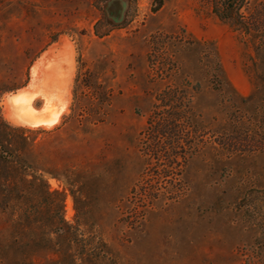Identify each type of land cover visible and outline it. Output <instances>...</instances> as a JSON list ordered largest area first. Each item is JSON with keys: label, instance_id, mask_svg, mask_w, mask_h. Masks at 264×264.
<instances>
[{"label": "rangeland", "instance_id": "obj_1", "mask_svg": "<svg viewBox=\"0 0 264 264\" xmlns=\"http://www.w3.org/2000/svg\"><path fill=\"white\" fill-rule=\"evenodd\" d=\"M220 8L0 0V264H264V52Z\"/></svg>", "mask_w": 264, "mask_h": 264}, {"label": "trees", "instance_id": "obj_2", "mask_svg": "<svg viewBox=\"0 0 264 264\" xmlns=\"http://www.w3.org/2000/svg\"><path fill=\"white\" fill-rule=\"evenodd\" d=\"M244 3L245 0H221V8L218 9L217 15L219 18L227 20L233 25L240 28L248 36L252 35L251 37H253V42L256 44V50H261L264 52L263 14L261 13V11H253L246 15L243 11H241V8L244 6ZM258 5H261V3H258ZM2 93L3 91H0V94ZM7 130H14L15 132L20 133V139L22 140V143H25L28 139L25 135V132H27L26 129L22 127H11L3 120L0 114V172L7 168H15L17 164H20L18 159H12V157H9L4 153L6 151L5 146L6 148L11 146V144L8 146L6 143H4L1 137L7 132ZM15 150L18 149L15 147ZM17 156L20 157L19 155ZM20 160L21 162H23L22 165L27 166V163L25 161H23L21 158ZM22 180L25 183L24 185H30V187H34L32 194L36 196L44 197L47 194H52V192L49 191L42 176H40V179H38L39 183H37L36 181L27 180L25 179V177L22 178ZM17 184L18 180L10 181L8 178L5 177V175H2V173H0V196L2 197V199H10L9 195L14 194L15 197L14 199L12 198V200L21 201V199H23L25 195L23 191H15V187L17 186Z\"/></svg>", "mask_w": 264, "mask_h": 264}, {"label": "bare ground", "instance_id": "obj_3", "mask_svg": "<svg viewBox=\"0 0 264 264\" xmlns=\"http://www.w3.org/2000/svg\"><path fill=\"white\" fill-rule=\"evenodd\" d=\"M19 92V91H18ZM21 92V91H20ZM20 94V93H19ZM28 94V93H27ZM22 95V94H21ZM33 97V96H32ZM22 98V96H21ZM26 99H24L23 101L25 102ZM28 100V99H27ZM30 100V99H29ZM20 102V101H19ZM32 102V101H31ZM51 102V101H50ZM12 103L11 106V110L10 112H8V117L10 120H12L13 122L16 123H21L26 121V114L23 111L22 105H20L17 101V94L13 95L11 97H9L7 99V104ZM22 104V103H21ZM10 108V107H9ZM27 113V112H26ZM29 113V110H28ZM35 122V120H34ZM40 122V121H39ZM38 123V122H37ZM42 123V122H41ZM47 125V123H45ZM50 125V124H49Z\"/></svg>", "mask_w": 264, "mask_h": 264}, {"label": "water", "instance_id": "obj_4", "mask_svg": "<svg viewBox=\"0 0 264 264\" xmlns=\"http://www.w3.org/2000/svg\"><path fill=\"white\" fill-rule=\"evenodd\" d=\"M16 93H14V95H15Z\"/></svg>", "mask_w": 264, "mask_h": 264}]
</instances>
